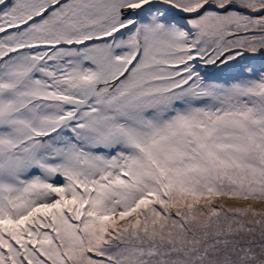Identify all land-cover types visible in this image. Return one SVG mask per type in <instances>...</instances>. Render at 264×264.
I'll return each instance as SVG.
<instances>
[{
  "label": "snow or ice",
  "instance_id": "1",
  "mask_svg": "<svg viewBox=\"0 0 264 264\" xmlns=\"http://www.w3.org/2000/svg\"><path fill=\"white\" fill-rule=\"evenodd\" d=\"M0 264H264V0H0Z\"/></svg>",
  "mask_w": 264,
  "mask_h": 264
}]
</instances>
